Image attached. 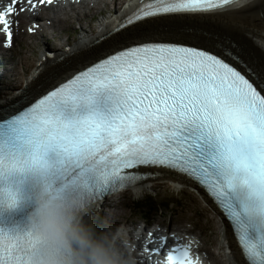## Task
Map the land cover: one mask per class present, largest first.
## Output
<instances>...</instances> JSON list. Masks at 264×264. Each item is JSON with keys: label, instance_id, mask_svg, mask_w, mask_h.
Instances as JSON below:
<instances>
[{"label": "snow or ice", "instance_id": "snow-or-ice-1", "mask_svg": "<svg viewBox=\"0 0 264 264\" xmlns=\"http://www.w3.org/2000/svg\"><path fill=\"white\" fill-rule=\"evenodd\" d=\"M25 2L35 10L34 0L0 10L9 41V17ZM234 3L147 0L110 37L113 51L0 118V264H31L39 241L30 214L42 183L82 212L157 175L141 169L174 170L204 186L244 264H264V67L248 63L238 42L192 45L165 22Z\"/></svg>", "mask_w": 264, "mask_h": 264}, {"label": "bare ground", "instance_id": "bare-ground-1", "mask_svg": "<svg viewBox=\"0 0 264 264\" xmlns=\"http://www.w3.org/2000/svg\"><path fill=\"white\" fill-rule=\"evenodd\" d=\"M118 18V15H111L109 21L103 19L100 30L91 35L83 36L73 45L69 42L60 47L61 49L58 48L49 54H46L47 50L41 51L40 59L37 61L33 73L28 76L26 86L21 89V92L15 91L9 98L0 100V109L18 100L29 99L38 95L39 92L52 87L75 69L116 48L117 42L110 37L116 34L112 33V30L115 28ZM62 21L65 22V20ZM165 22L168 25L167 30L173 38L189 36L197 39L198 37L211 36L201 31L205 30L214 34L215 37L224 36L226 39L238 42L243 49L244 57L248 61L257 68L264 67V0H246L242 5L230 6L222 13L206 12L176 15L168 18ZM60 23L61 21H59ZM178 33L180 34L178 35ZM197 40L208 43L205 40ZM154 172L159 174L157 179L143 182L135 186L134 189L140 192L147 185L167 180H171L168 182L176 186L186 183L183 178L173 177V174L166 170H154ZM204 199L208 201L205 195ZM208 203L212 209H216L210 201ZM223 236L228 242L232 255L241 264V253L227 224Z\"/></svg>", "mask_w": 264, "mask_h": 264}, {"label": "rangeland", "instance_id": "rangeland-1", "mask_svg": "<svg viewBox=\"0 0 264 264\" xmlns=\"http://www.w3.org/2000/svg\"><path fill=\"white\" fill-rule=\"evenodd\" d=\"M110 16L104 18V15H100L95 21L91 22V25H89L90 27L88 25H86L87 27L82 25V30L74 31L73 40L79 38L80 36V38H82L86 35L85 33L92 34L100 30L101 22L103 21V19L109 21ZM63 23L64 21H61L59 25H62ZM201 31H204L212 37H215L214 34H211L208 31ZM57 32H59L60 34V28L55 27V33ZM185 38L197 40L195 37L186 36ZM219 38L226 37L219 36ZM37 41L41 43L40 39H37L36 37L28 34L27 32H24L19 36L18 43L15 45L17 55H15L14 66L16 68H9L4 70L3 72H0V89L2 88L0 92V100L9 98L11 94L15 93V91L17 93L21 92V89L26 86V80L28 76L32 74L34 67L37 61L40 59L41 55L38 50L39 47L37 45ZM69 42L71 43V41ZM74 43L75 42L71 44L73 45ZM49 45L51 46V43H49ZM56 45L53 44V51H56L58 49ZM174 194H178L179 196L185 197L184 209H180L175 206L165 207L160 213L154 216V218H156L155 220L163 222L166 225L170 226H177L180 228H191L190 223H187L190 220L191 222L196 224V233L201 234L202 236L205 249H207L210 253L211 264H232L230 263V260L228 259L226 252L223 249L224 227L220 223V217L216 214L212 207L208 205L205 200L202 199V197L197 192L185 186H176L168 181H160L152 185H147L145 189L140 192L133 189L123 194L112 196L105 202V205L102 209L99 205L96 206L93 209L92 213L87 215L85 214V217H87V219L85 220V217L83 219L85 220V222L90 223L92 218H96V211L98 209H101L100 211H98L100 213V229L103 230L102 232H105V229L108 228V230H110V228L113 227L120 220L126 219L128 221H134L143 219L140 215L136 214V210L132 200H138L144 198L145 196L150 197L151 195H155L156 200H162L163 203H166L164 197H168ZM205 229H207V231H205ZM214 247H216V251H213Z\"/></svg>", "mask_w": 264, "mask_h": 264}, {"label": "clouds", "instance_id": "clouds-1", "mask_svg": "<svg viewBox=\"0 0 264 264\" xmlns=\"http://www.w3.org/2000/svg\"><path fill=\"white\" fill-rule=\"evenodd\" d=\"M35 201L30 220L39 244L31 264H132L124 227L98 232L54 184L42 183Z\"/></svg>", "mask_w": 264, "mask_h": 264}, {"label": "trees", "instance_id": "trees-1", "mask_svg": "<svg viewBox=\"0 0 264 264\" xmlns=\"http://www.w3.org/2000/svg\"><path fill=\"white\" fill-rule=\"evenodd\" d=\"M166 203L162 201H157L155 195L145 196L144 198L138 200H132L134 207L141 212V214L147 218L151 219L152 215L155 214L162 205L165 207L171 206L174 204L175 207L183 208L185 197L174 194L168 197H164Z\"/></svg>", "mask_w": 264, "mask_h": 264}]
</instances>
